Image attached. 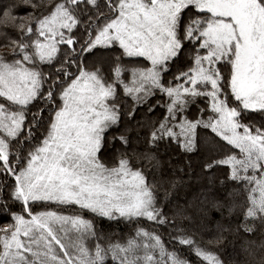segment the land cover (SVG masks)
<instances>
[{"label":"trees","instance_id":"obj_1","mask_svg":"<svg viewBox=\"0 0 264 264\" xmlns=\"http://www.w3.org/2000/svg\"><path fill=\"white\" fill-rule=\"evenodd\" d=\"M68 1L0 0V58L5 62L19 59L24 45H31L35 39L33 33L39 21L58 6L64 4L69 8L76 21L71 35L76 40L75 50L62 49L53 64L38 67L42 78L38 97L24 111L22 131L9 141L8 166L0 161V264H70L69 261L72 264H137V260L140 263L145 259L139 252L134 253L135 249L143 248L138 236L143 237V233L156 238L155 251L150 252L165 255V264H264V156L252 151L243 140L237 144L229 141L213 125L215 115H211V108L213 103H219L233 110L238 131L263 143L264 109H246L235 97L230 86L231 65L223 61L211 69L215 85L209 81L188 80L186 87L191 92L183 96L169 117L165 110L167 94L158 91L181 85L185 88L184 80L192 78L197 58L199 65H206L208 59L201 58L212 52L213 46L203 43L202 36L208 14L195 8L181 13L176 30L179 50L173 62L167 63L169 71L163 70L160 87L148 98L135 100L128 90L131 86L120 80L114 82L103 68L97 70L103 81L112 86L111 105H116L118 118L104 135L99 152L102 164L114 167L124 163L138 171L154 197L161 220L116 221L75 205L31 201L28 203L30 214L26 211L17 180L30 156L49 134L59 109V93L71 80L68 77L61 82L64 71L72 72V77L78 76L83 49L92 39L91 35L86 37L88 27L94 22L97 27L106 20V11L110 17L116 16L120 0H81L75 5ZM258 1L264 5V0ZM230 55L234 57V47H230ZM121 58L125 77L130 69L140 66L139 59ZM40 210L87 220L94 235L88 239L89 249H111L116 253L111 255L120 261L112 259L108 251L100 252V257L95 254L87 257L72 255L67 249L66 256L50 236L53 253L47 250L49 255L29 258L22 257L18 250L10 256L14 246L9 241L18 239V247L22 241L18 237L23 234L19 228L21 221L30 220ZM39 231L44 233L42 229ZM136 236L139 241L134 239ZM118 247L122 248L120 253L115 251ZM148 252L144 250L145 257ZM132 259L136 263H130Z\"/></svg>","mask_w":264,"mask_h":264},{"label":"rangeland","instance_id":"obj_2","mask_svg":"<svg viewBox=\"0 0 264 264\" xmlns=\"http://www.w3.org/2000/svg\"><path fill=\"white\" fill-rule=\"evenodd\" d=\"M80 1L68 2L75 5ZM62 5L39 21L33 33L35 39L31 45H24L17 61L5 62L0 58V161L6 166L10 157L9 141L22 131L24 111L38 97L42 86L38 67L53 64L62 49L75 50L76 40L71 35L76 21L69 8ZM190 8L208 14L202 36L203 43L212 45L213 49L201 58L208 59L206 65H199L197 58L199 66L193 65L192 78L184 80L185 88L176 86L166 92L159 88L161 74L164 69L169 71L167 63L173 62L179 50L178 20L181 13ZM116 13L110 17V12L106 11V20L97 27L96 22L88 27L86 37L91 35L92 39L83 49L79 61L82 69L76 77H72L69 70L64 71L61 82L71 80L59 93V109L52 119L49 134L20 172L17 182L29 214L31 201L75 205L116 221L161 220L154 197L138 171L124 163L114 167L102 164L99 152L104 135L118 118L116 105H111L112 86L97 73L99 68H103L108 77L112 76L114 82L120 80L131 86L128 90L135 100L148 98L159 88L160 94H167L165 110L169 117L183 96L191 92L186 87L188 80L209 81L215 85L211 69L215 63L223 61L231 65L230 86L235 97L246 109H264V5L258 0H120ZM230 47H234V57L230 55ZM103 50H109V56H103L107 54ZM121 57L139 59L140 66L130 69L125 77ZM212 61L214 64L210 65ZM108 64L112 71L106 68ZM212 114L215 115L213 125L222 130L229 141L237 144L243 140L252 151L264 156L262 141L238 131L233 110L213 103ZM262 195L264 197V191ZM19 228L23 234L18 231L20 236L16 235L22 241L19 247L18 239L9 241L10 246H14L10 256L18 250L22 257L29 258L49 255L47 250L53 253L48 236L66 256L67 249L75 256L95 254L100 257L99 253L105 251L109 255L116 254L101 247H95L94 251L89 249L88 239L94 235L91 224L81 217L40 210L30 220L21 221ZM138 236L143 248L135 249L134 253L139 252L145 259L140 263L137 260V264H165V255L150 252L155 251L156 238L144 233L143 237ZM134 239L139 241L137 236ZM118 248L115 251L120 253L122 248ZM144 250L149 251L146 257ZM113 255L112 259L120 261ZM135 261L132 259L130 263Z\"/></svg>","mask_w":264,"mask_h":264}]
</instances>
